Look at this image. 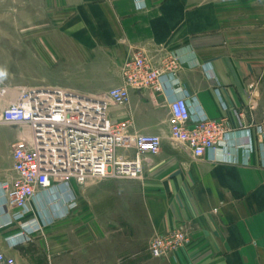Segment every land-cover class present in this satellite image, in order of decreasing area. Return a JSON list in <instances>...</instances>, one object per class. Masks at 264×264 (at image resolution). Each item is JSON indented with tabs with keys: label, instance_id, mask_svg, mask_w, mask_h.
<instances>
[{
	"label": "crops",
	"instance_id": "1",
	"mask_svg": "<svg viewBox=\"0 0 264 264\" xmlns=\"http://www.w3.org/2000/svg\"><path fill=\"white\" fill-rule=\"evenodd\" d=\"M26 1L30 13L42 1L54 16L70 18L63 31L74 52L66 55L65 79L51 86L97 95L123 84L122 65L135 52L153 65L172 54L194 115L225 118L232 141L247 138L249 147L195 158L168 137L174 95L166 78L160 93L129 88L127 103L109 108L110 120L161 136L158 154L141 155V177L72 182L65 215L30 228V240L20 226L33 208L14 215L0 193V251L16 264H264V0ZM2 89L0 109L19 86ZM0 126L11 133L3 140L0 131L3 182L15 177L11 145L21 132ZM173 229L190 242L167 258L151 257L149 241Z\"/></svg>",
	"mask_w": 264,
	"mask_h": 264
},
{
	"label": "built area",
	"instance_id": "2",
	"mask_svg": "<svg viewBox=\"0 0 264 264\" xmlns=\"http://www.w3.org/2000/svg\"><path fill=\"white\" fill-rule=\"evenodd\" d=\"M177 58L162 56L158 65L138 51L122 65L123 84L97 95L60 87L32 86L18 89L0 109V123L19 127L21 135L11 145L15 177L0 182L3 207L22 215L33 208V217L20 226L22 239L30 240V228L65 215L72 198V182L87 179H139L141 155H156L161 136L129 130L130 121L112 122L111 106H123L129 88L161 92L163 78L174 95L169 102L168 137L188 148L195 158L208 150L229 153L249 147V141L235 143L225 118L195 116L175 76ZM4 90L0 91L3 97ZM190 237L183 229L153 236L148 252L153 258H167L184 248ZM0 264H16L14 257L0 251Z\"/></svg>",
	"mask_w": 264,
	"mask_h": 264
},
{
	"label": "rangeland",
	"instance_id": "3",
	"mask_svg": "<svg viewBox=\"0 0 264 264\" xmlns=\"http://www.w3.org/2000/svg\"><path fill=\"white\" fill-rule=\"evenodd\" d=\"M35 6V11L30 13L26 0L0 1V88L53 87L50 82L61 83L65 79L66 55L74 52L67 47L69 39L63 31L64 22L70 18L54 16L53 6L44 7L42 1ZM43 40L50 44L48 48L39 47ZM60 44L66 48H61ZM260 89L264 93V80ZM0 131L3 140L11 137L7 127L0 126ZM101 251L106 254V250Z\"/></svg>",
	"mask_w": 264,
	"mask_h": 264
}]
</instances>
